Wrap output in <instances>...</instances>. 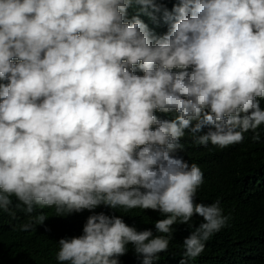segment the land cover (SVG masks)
<instances>
[{
    "label": "clouds",
    "instance_id": "obj_1",
    "mask_svg": "<svg viewBox=\"0 0 264 264\" xmlns=\"http://www.w3.org/2000/svg\"><path fill=\"white\" fill-rule=\"evenodd\" d=\"M261 100L264 0H177L171 10L157 0H0V213L156 211L155 234L93 213L81 235L58 241L56 259L120 264L131 245L154 264L179 223L193 229L188 264L229 218L219 201H196L204 174L177 155L181 140L259 139Z\"/></svg>",
    "mask_w": 264,
    "mask_h": 264
},
{
    "label": "trees",
    "instance_id": "obj_2",
    "mask_svg": "<svg viewBox=\"0 0 264 264\" xmlns=\"http://www.w3.org/2000/svg\"><path fill=\"white\" fill-rule=\"evenodd\" d=\"M169 10L177 0H157ZM130 16L135 14L129 9ZM156 34L167 31L162 21L153 23L148 17H140ZM142 74V73H138ZM264 108V100L260 101ZM161 119H172L173 114L157 112ZM207 132V128L203 130ZM259 139H253L254 133L244 134L241 143L225 148L196 145L189 134L182 138L184 151H179L189 164L198 165L204 182L196 192V201L205 204L219 201L222 214L228 222L219 232L206 242L204 251L188 264H264V125L257 130ZM14 203L15 198L13 197ZM123 216L129 226L137 231L152 229L154 222L163 219L152 210L123 208L115 210L103 205L89 211L56 216L55 207H37L32 214L13 208V215L0 213V264H60L56 256L61 238H71L82 234L87 217L93 213ZM44 214L47 219L43 225L36 217ZM202 218L194 216L191 224L198 226ZM31 224L28 231H22L20 225ZM174 237L168 250L158 254L154 264H180L184 247L183 240L190 234L188 225L174 226ZM159 235V233H156ZM128 252L119 258L120 264H141V260L128 246Z\"/></svg>",
    "mask_w": 264,
    "mask_h": 264
}]
</instances>
